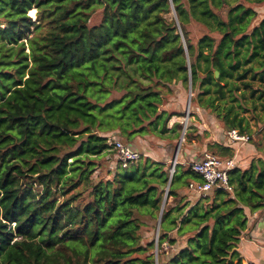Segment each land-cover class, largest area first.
Instances as JSON below:
<instances>
[{
	"label": "trees",
	"instance_id": "trees-1",
	"mask_svg": "<svg viewBox=\"0 0 264 264\" xmlns=\"http://www.w3.org/2000/svg\"><path fill=\"white\" fill-rule=\"evenodd\" d=\"M263 2L0 0V264H243L264 162L191 205L181 191L200 176L176 164L168 185L171 162L138 143L175 151L182 125L168 128L166 105L189 85L191 106L250 135L264 109ZM113 136L140 158L121 168ZM145 218L160 221L156 243Z\"/></svg>",
	"mask_w": 264,
	"mask_h": 264
},
{
	"label": "crops",
	"instance_id": "crops-1",
	"mask_svg": "<svg viewBox=\"0 0 264 264\" xmlns=\"http://www.w3.org/2000/svg\"><path fill=\"white\" fill-rule=\"evenodd\" d=\"M256 10L259 13L258 19H261L264 16V2L257 4ZM257 106L258 110L255 118H252V116L250 117V135H248L249 140L247 142L229 139L228 132L222 128V125L214 116L203 109L193 107V114L191 113L190 115H197L201 122L198 123V121H196L198 126L194 124L197 131L189 138V145L182 149L180 154L179 149L176 156V164L189 167L192 162L200 159L204 152L213 153V155L222 160H232L234 164L232 169L246 170L253 160H261L264 162V109H261L259 103ZM173 117H181V115L176 114ZM256 120L259 122H256ZM174 123L180 124V122L176 120L171 122L168 128ZM190 129L189 127V132ZM164 143L165 142L161 141L160 145ZM138 146L141 147V152L144 157L150 158L156 162H165L168 164L170 163L169 158L172 159L175 154V151L169 149V145L151 148L149 145L146 146L144 141L140 140ZM223 150H228L232 153V156L230 158L226 157L225 154H223ZM187 160L191 161V163L185 166L188 162ZM185 161L187 162L185 163ZM187 190L189 191L188 187ZM212 191L206 194V196ZM189 194L190 196L186 197L191 205L195 204L200 198L205 197L193 194L191 191H189ZM182 195H187V193L182 192ZM245 214L247 217L246 229L243 231L236 249L243 260V264H264V209L253 213H250L246 209Z\"/></svg>",
	"mask_w": 264,
	"mask_h": 264
},
{
	"label": "built area",
	"instance_id": "built-area-1",
	"mask_svg": "<svg viewBox=\"0 0 264 264\" xmlns=\"http://www.w3.org/2000/svg\"><path fill=\"white\" fill-rule=\"evenodd\" d=\"M187 112L186 117L188 118L189 111ZM227 134L229 139L233 141L247 142L249 140L248 136L241 135L235 130L229 131ZM107 143L114 151L121 168H126L128 164L140 158L139 153L130 150L129 147L114 136L109 137ZM175 165L176 160L171 163V168L169 170L170 176L173 175L175 171ZM233 165L232 160H222L211 153L204 152L200 159L189 165L191 171L201 178V182L189 183V191L198 196H206V194L216 188L231 192V187L228 184V172L233 168ZM155 241H157V236L155 237Z\"/></svg>",
	"mask_w": 264,
	"mask_h": 264
},
{
	"label": "rangeland",
	"instance_id": "rangeland-1",
	"mask_svg": "<svg viewBox=\"0 0 264 264\" xmlns=\"http://www.w3.org/2000/svg\"><path fill=\"white\" fill-rule=\"evenodd\" d=\"M100 19H101L100 12H97L94 16H92V18H91V20L89 22V25L90 26H93V25L98 24L100 22ZM173 19H175L174 12L170 13L169 15H167V20L168 21H171ZM187 30H188V33H189V37L192 40V43L196 44L197 40L201 36V33H202L203 29L200 26H198L197 24L191 22L187 26ZM192 96H193V94H192ZM187 99H188V90L187 89H181L180 90V94L178 96H176V97L171 98L170 102L167 104V108H168L169 111L174 112L173 114H180L181 115V117H172L171 120H170V122L168 123V126L173 121H176V120L179 121L180 124L182 125V129L180 130L179 136L181 135L182 131L184 130L183 129V126L184 125L186 126L185 132L183 131L184 132V135H183V138L181 140L180 147H179L180 151L189 145V143H188L189 142V138L191 137V135H193V134L196 133L197 128L194 127V124H196V126H198L197 124L199 122H201V120L197 117V115H192V116L190 115L194 111V108H193V106H191V104H190V107H189V116L186 119V112H187L186 111V103H187ZM257 110H258V106H257ZM196 121H198V123H196ZM189 127L191 128L190 129V132H189L190 135L188 137H185L186 132L189 131ZM116 138L118 140H120L119 137L116 136ZM178 140H179V137H178L177 140L172 141L171 144L177 146ZM120 141L122 142V140H120ZM144 143H145L146 146L149 145L146 142H144ZM167 143H164L163 145H160V141H158V142H156V147H158V146H165ZM179 149H178V152H179ZM130 150H132V148H130ZM110 152L112 154V157L111 158L113 160V158H114L113 157L114 151L111 149ZM173 158H174V156H173ZM173 158L172 159L169 158V162H172L173 161ZM187 161H185V163ZM190 163H191V161H188L185 164V166H188V164H190ZM110 165L112 167V164H110ZM181 192L187 193V195H185L187 197L190 196V194H191V193L189 194V191L187 190V187H185V189H183V191H181ZM170 201H171V199H168V202H170ZM145 221H146V223L148 225V228H149V230H147V231L145 230V234H144L145 240H152L153 238L156 237V235H155L156 228L152 229V226H154V223L153 222L148 221L146 218H145Z\"/></svg>",
	"mask_w": 264,
	"mask_h": 264
},
{
	"label": "water",
	"instance_id": "water-1",
	"mask_svg": "<svg viewBox=\"0 0 264 264\" xmlns=\"http://www.w3.org/2000/svg\"><path fill=\"white\" fill-rule=\"evenodd\" d=\"M174 20H175V22H176V18H175ZM217 76H218V73L215 72V77H217ZM191 96H192V93H191V85H189V86H188V99H187V104H186V111H189V106H190V99H191ZM186 113H188V112H186ZM186 119H187V117H186ZM183 129H184L183 131L185 132V129H186V126H185V125L183 126ZM183 131H182V133H181V135H180V137H179V140H178V144H177V146H176V150H175V154H174L173 161L176 160V156H177V153H178V149H179V147H180L181 140H182L183 135H184V132H183ZM173 161H172V162H173ZM171 176H172V175H171ZM171 176L169 177V183H168V185L170 184ZM165 199H166V194L164 195L163 204H164V202H165ZM163 204H162L161 211H162V209H163ZM159 223H160V221H158V224H157V228H156V236H158V232H159ZM155 243H156V241H155Z\"/></svg>",
	"mask_w": 264,
	"mask_h": 264
}]
</instances>
